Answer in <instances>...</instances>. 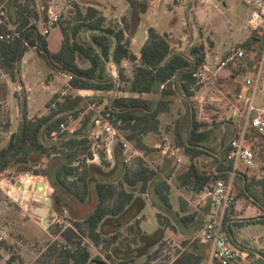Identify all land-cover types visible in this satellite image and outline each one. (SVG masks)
Masks as SVG:
<instances>
[{"label": "trees", "instance_id": "16d2710c", "mask_svg": "<svg viewBox=\"0 0 264 264\" xmlns=\"http://www.w3.org/2000/svg\"><path fill=\"white\" fill-rule=\"evenodd\" d=\"M151 1L126 0L129 13L120 22L110 20L100 8L91 3H73L55 26L60 29L62 37L60 48L56 51L50 50V34L43 35L36 25H30L33 18L39 17L37 5L41 0L11 2L19 36L13 40L0 39V69L11 81L19 82L21 60L28 49L36 47L38 57L53 72L70 74L72 80L69 82L71 90L64 96L61 93L52 95L45 112L41 114L29 118L27 102H21L23 119L18 132L12 133L6 144L0 140V175L14 169L27 173L47 157L62 156L63 162L55 172L56 184L53 185L52 196L57 215H62L63 208H69L68 200L60 194L57 184L81 203L90 200L93 191L96 193V205L92 213L72 220L71 226L57 227L55 230L48 228L54 240L45 244L31 264H96L92 256V245L97 248L103 246L107 250L106 258L112 264H138V258L127 252L130 247L125 242L129 237H134L132 242L135 244L140 242L138 246L141 243L143 247L157 246L154 250L157 257L163 245L161 232L154 235L142 233L139 220L128 224L125 232L116 231L111 235H105L101 228L108 219L131 215L135 219L137 214L133 216L132 209L136 206L142 209L145 205L136 194L146 193L149 184L153 182L155 193L164 210L172 209V187L165 179L157 181V169L151 167L143 158H136L130 164H126L123 159L122 174L118 182L103 180V177L112 172H105L111 164L106 160L104 152H100V164L89 162L93 159L89 134L96 111H87V107L95 105L98 99L75 95L73 91L117 90L137 95L116 97L111 106L104 110L110 109L115 113L121 122V133L135 147L146 153L150 150L146 137L153 135L155 139L161 132L160 117L172 111L173 99L178 97L186 112L173 125H167L165 132L172 138L173 146L187 157L189 166L175 177V182L180 188L189 190L192 193L191 200L195 202L210 183L217 180L227 182L231 177L233 169L226 160L227 149L218 158H214L212 169L201 164V158L209 156L208 152L211 150L206 143L215 133L213 127L219 125L199 121L197 106L193 101L192 88L195 79L192 75L205 60V44L193 45L188 52H175L168 42V35L160 34L154 27H149L147 39L140 49L139 60L131 49V39L143 15L150 8ZM8 32L6 26L0 27V35ZM261 44L262 36L254 34L242 47L251 51ZM208 45L213 47L211 41ZM124 61L138 62L131 76L125 73ZM111 64L117 68V79L108 71ZM144 94H156L157 99L155 102L143 99L141 96ZM14 95L18 97L17 93ZM69 117L79 122L73 132H62L61 126L68 123ZM8 121L6 126L9 127L10 120ZM53 133L57 134L56 139H53ZM44 173L47 171L44 170ZM34 174L39 176L40 171L34 170ZM253 186L263 188L264 179L249 180L247 173L241 171L234 175L233 188L240 203L227 211L223 226L225 234L233 244V225L264 224V218L242 220L251 208L261 202V198L252 190ZM179 208L184 215L175 224L171 223L168 216L157 214L159 225L177 231L178 226L188 227L194 223L198 213L189 212L187 202L182 198L179 199ZM171 218L174 219L173 216ZM203 221L204 219L200 228ZM199 242H181V250L167 264H199L204 261L208 247ZM122 249L126 251L121 252ZM109 251L113 252L114 257ZM262 258L264 264V254ZM19 261L20 257L12 254L5 264H18Z\"/></svg>", "mask_w": 264, "mask_h": 264}, {"label": "rangeland", "instance_id": "374dc122", "mask_svg": "<svg viewBox=\"0 0 264 264\" xmlns=\"http://www.w3.org/2000/svg\"><path fill=\"white\" fill-rule=\"evenodd\" d=\"M41 1L46 2V0ZM109 1L110 4L103 2L102 5L97 4L96 6L102 9L107 15V18L110 20H112V18L121 20L126 13V1ZM152 1L153 6L143 16L139 30L140 32H143V29H146L149 26H157L160 33L168 35V42L171 45L172 50L175 52H188L191 46L204 43L212 52L213 58L215 55H224L233 46H236L248 38V32L245 28V18L248 12V7L246 6L244 0H212L214 5L213 7L201 5V7L197 9L195 8V4L197 5L198 0ZM77 2L80 4L84 3L82 0L81 2L80 0ZM197 10L200 15L199 19H195L196 12H198ZM12 16H14L13 13ZM199 31L202 32L204 38L199 36ZM60 32L61 31L59 29H54L48 37L49 41L53 43V48L56 46L57 40L60 38ZM190 32H192L194 37L197 39H191L189 42H184V40V43H182L181 41L183 38H186ZM85 35L87 36L88 34L86 33ZM206 37H210L213 40L216 45V49L213 47L209 48V41ZM54 41H56V43H54ZM176 45H179L180 47L177 48ZM140 48V44H136L132 47V50L134 52H140ZM43 64L44 63L41 62V65H35V71L31 69V75L26 77L25 80L29 87H32V90H34L33 94L30 96L31 99H29V106H27L28 117H33L39 113L45 112L46 104L49 100V91H43L45 93L41 94L42 97H37V92H41L42 87H46L45 85L53 79V75L49 73V69L44 67ZM108 69L110 68L108 67ZM54 78L57 79V75H55ZM219 83L221 85H225L223 80L219 81ZM61 86L64 87L65 83L62 82V85H57V87ZM225 89L229 90L228 84L225 85ZM208 93V95L211 96L214 95L215 91L214 89H210ZM19 94L20 95H18V97H14V95L11 99H8L9 101H0V140L3 141V144H6L9 140L11 133L18 132L22 122L23 113L21 102L24 101V97L26 95L24 96L23 91ZM87 94L88 93H85V97H87ZM0 96H2L1 92ZM154 98H156V96H154ZM173 100L174 103L172 105V111L170 113H165L160 117L162 126L161 132L157 134L154 139V142L156 141L158 146L155 150H157L160 154L158 163L160 160H173L176 164L175 167H177L183 161V166H186L188 164V159L182 151H180L181 153L175 152L174 154H171V151H169L176 149V147L173 146L170 135L165 132V127L167 125H173L176 120L186 112V108L181 99L175 97ZM101 103H103V100L101 102L98 100V102L95 103L96 105H94V109L98 112L107 108V105L102 106ZM90 106L91 105L87 107V111H92ZM16 107H19V109L18 113L15 114ZM8 120H10L9 127L6 126V123L9 122ZM12 120H14L13 123L11 122ZM78 122L79 121L74 124V128H76ZM213 125L215 126V124ZM220 127L221 125L213 127L215 129V133L206 143L207 147L218 150L219 152L223 150V147L226 149L229 140L232 138L229 133L222 135ZM215 136L219 139L218 143L216 142L217 140ZM217 144H219V146ZM260 146L264 149V145L260 144ZM116 147L118 148L117 145ZM163 149H168V153L164 154L162 152ZM98 151L101 152L102 149H99ZM179 153L181 154L180 156L178 155ZM179 157L182 159L181 162L177 161ZM57 159L58 156L47 157L37 165L33 166L27 173H20L14 169L7 170L0 175V236H3V239L0 241V243H3L0 247H2L1 250L4 256H10L12 254L18 255L20 257L18 264H31L36 259L39 251L45 246V244L50 240H54V237L48 231L49 227H51V230H55L57 227L62 228L71 226L72 220L86 217L88 214L92 213L95 208L96 203L95 196H93V194L91 195L90 200L86 203H81L71 197L66 191L62 190L57 184L60 194L67 198L69 208H63L61 216L49 215L48 218L50 220V226L46 228L42 224V219L36 218L31 211V208L39 206V203L28 199V203L25 205L19 197L14 196L13 193H11L12 190H15L16 192L20 184L22 185L20 188L21 190H25L26 188L24 187L29 188V181L36 179L39 181H46L50 189L48 197L52 199L54 193L53 185L56 184L55 168L61 164L57 161ZM263 160L264 159L262 158L261 162H263ZM213 162V159H209L208 156L201 158V164L207 169H212ZM261 162H259L254 169L249 170L243 164H240L239 168L244 172L247 170L251 174L261 172ZM178 168L180 169L182 166ZM34 170L40 171V175L36 176L34 174ZM44 170L47 171L46 174L44 173ZM113 174H117V172L115 171ZM143 198H145L146 203L149 204L142 212V215H144L146 219L142 222L141 227L144 232L151 234L158 228L155 217V209L150 205L151 201L148 197ZM56 217L57 223H53V220ZM169 233L171 232L168 231L166 235H169ZM232 233L233 241L235 242L233 245L236 248L239 249L242 246L247 249L258 251L261 247V242L264 240V224L255 223L242 224L241 226L236 227L234 226L232 227ZM133 238L134 237H129L125 242V245L130 247V250L127 252L133 254L131 256L138 258V264L169 263L174 259L176 253L181 250L180 244L183 241L180 238L169 235V237H166L163 241L161 250L156 257L154 254V247H143L142 243L138 246L140 242L136 243V245L132 242ZM192 241H195V239ZM148 243H150V241ZM91 251L93 258H99L105 262V264H111V262L106 258L107 250L104 249L103 246L97 248L92 245ZM249 257L250 256L248 255V258L244 260L246 264H262L261 260L257 259L256 256L251 257L252 259H249Z\"/></svg>", "mask_w": 264, "mask_h": 264}, {"label": "built area", "instance_id": "2783aa9c", "mask_svg": "<svg viewBox=\"0 0 264 264\" xmlns=\"http://www.w3.org/2000/svg\"><path fill=\"white\" fill-rule=\"evenodd\" d=\"M75 1L39 2L37 5L39 17L33 18L30 25H36L43 35H49L61 16L71 9ZM206 1L209 3V0ZM244 2L249 10L245 19V28L248 32L246 39L250 40L254 34L262 36L260 47L247 51L242 47L243 42L233 46L224 55H215L212 58V52L205 44V60L192 75L195 79L192 88L193 101L197 106L198 120L209 124H226L235 132L226 148V160L233 169L232 177L240 164L247 169H254L258 164V158L264 157V149L260 146V144L264 145V0H244ZM1 26H6L9 30L8 33L0 35L1 40H13L14 37L19 36L17 25L11 20L6 4L0 5ZM176 47L180 46L176 45ZM30 52H37V48L32 47L25 54ZM23 58L21 62L24 61ZM59 75L65 84L69 85L72 76ZM221 80L225 85H229V90L219 83ZM210 89H214V95H208ZM70 90L67 87L61 95L64 96ZM73 92L75 95L85 97V90ZM90 108L96 111L94 105ZM77 121L69 117L68 123L61 126V131L73 132ZM120 125L121 122L112 110L96 111L89 134L93 153V159L89 162L98 158L99 149L110 155L114 145L119 147L126 164H130L136 158L145 159L146 152L135 147L121 133ZM56 136V133L52 134L53 139H56ZM169 151L174 154L180 152V149ZM162 152L167 154L168 149H163ZM177 161L181 162V158ZM261 169L258 179H264V161ZM232 177L227 182L217 180L210 183L193 203L206 210L202 227L195 239L208 246V255L199 264H237L248 257L246 252L236 248L229 241L223 230L227 211L240 203L233 188ZM53 223H57V217ZM2 239L3 236H0V241Z\"/></svg>", "mask_w": 264, "mask_h": 264}, {"label": "crops", "instance_id": "0c3cea01", "mask_svg": "<svg viewBox=\"0 0 264 264\" xmlns=\"http://www.w3.org/2000/svg\"><path fill=\"white\" fill-rule=\"evenodd\" d=\"M77 1L78 0H76L74 3H76ZM82 1L84 3H86V2L91 3V4L95 5V6L97 4H101L102 5L103 2H107L108 4H110L109 0H86V1L82 0ZM80 2H81V0H80ZM209 3H207L206 0H198L197 5L195 4V8L196 9L200 8L201 5H207V6H210V7L214 6L212 0H209ZM0 4H6V7H7V10L9 12V15L11 17V20L14 21L15 14H14V10H13L12 4H11V0H0ZM152 6H153V1H151V6L147 10V12L152 8ZM215 7H217V6H215ZM125 11H126V13H125V15L123 17H126L128 15V13H129V5H128L127 2H126V10ZM12 13L14 14V16H12ZM248 13H249V10H248V12L246 14V17L248 15ZM104 15L107 17V15L105 13H104ZM199 18H200V15H199V11H198V12H196L195 19H199ZM142 19H143V17H142ZM112 20H116L118 22L121 21V20H118V19H115V18L114 19L112 18ZM140 26H141V23L138 26L134 37L131 39V49L136 44H140L141 47L143 46V44L145 43V41L147 39V29L149 27H154L158 31L157 26H149L148 28L143 29V32H140V30H139ZM54 29L57 30L59 28L56 27ZM53 30L51 31V33L53 32ZM200 32L201 31H199V36L201 38H204V36L202 35V32L201 33ZM160 34H162V33H160ZM61 39H62V37H61V32H60L59 40H57V43H56V41H54V43H56V46L54 48L52 47L53 43L51 41H49V39H48L51 51H56V50H58L60 48ZM191 39H197V38L194 37L192 32H190V34H188V36L186 38H183V40L181 42L182 43H184L186 41L189 42V41H191ZM206 39L208 41H211L212 44H213V48L216 49V45L213 42V40L210 37H206ZM202 40H204V39H202ZM245 41H246V39L243 42H245ZM243 42H241V43H243ZM134 53L137 56V59L139 60L140 52H134ZM23 59H24V61H22L20 63V67H19L20 74H21V80L19 82L11 81V79L8 77V75H6L0 69V92L2 94V96H0V101H3V100L9 101L8 99H11L14 96L15 93L20 95L19 93L21 91H23L24 96L26 95L24 97V101H28L27 102V106H29V99H31L30 96L33 94L34 90H32V87H29L28 83L25 81L26 77H29L31 75L30 74L31 69L35 71V69H34L35 65H41V62L42 63H44V62L38 57L36 52H30V53L25 54ZM137 63L138 62L131 63L129 61H124L123 68L125 69V73H126L127 76H131L132 70H133V68L135 67V65ZM43 66L47 67L49 69V71H50L49 73L53 75V79H52V81L50 80L47 85H45L46 87H42V91L41 92H37V94H38L37 97L38 98L40 96L42 97L41 94L45 93L43 91H49L48 95H49V99H50L52 97V95L57 94V93H61L64 90H66L67 87H69V85L65 84L64 87L61 86L62 88L61 87H57V85H59V84L62 85V82H64V81L61 79L59 74L53 72L45 63L43 64ZM109 68L112 69V70L108 69V71L111 73V75L115 79H117L118 78V71H117L116 66L111 64V65H109ZM55 75H57V77H58L57 79L54 78ZM85 93H88L87 97H89V98H97L100 102L103 100V103H101V105L102 106L107 105V107L111 106L113 99H115L116 97H137V95H133V94H130L128 92H121V91H117V90L110 91V92L85 90ZM154 96H156V98H154ZM141 97L143 99H146V100H152L153 102H155L156 99H157V95L156 94H144ZM18 109H19V107H16L15 114L18 113ZM39 114H41V113H39ZM29 118H31V117H29ZM11 122L13 123L14 120H12ZM220 132L222 133V135H224L226 133H229L232 137H234V135H235V132H234L233 128L231 126H229V125H226V124H224V125L221 124ZM153 138H154L153 135H148L146 137V141L148 142V146L150 147V150L145 154V160L148 161V163L150 164L151 167L157 169V172H158L157 181L165 179L168 182V184L172 187V193H171L172 209L170 211H165L164 210L162 204L160 203V201H159V199L157 197V194L155 193V182H153V183L149 184L146 193H137L136 194L137 197H140L145 202V205H144V207L142 209H139L137 206L132 209L133 216L135 214H137V217L135 219L132 217V215L129 216V217L127 216L125 218L108 219L105 222H103L101 230H102V232L105 235H111L112 233H114L116 231L125 232L127 227L129 225L133 224V222L137 219V220L140 221L139 227H140L142 233H144V234L154 235L156 232L160 231L161 232L160 235L162 236V241H164L166 237H169V235H173L174 237L180 238L183 241H186V240L192 241L193 239H195V237L197 236V234L199 232V228H200V225L202 223V220L204 219V217L206 215V210L204 208H201V207L199 208L197 205H194L193 204L194 202H192V200H191L192 193L189 190H187V189L180 188L177 185V183L175 182V177L178 174H180V173H182V172L187 170V168L189 166V160H188V164L186 166H183V164H182L183 161L181 159V161H182L181 164L182 165L180 164L177 167H175L176 164H175V162L173 160H162V161L160 160V162L158 163V158H160V156H159L160 154H159V152L157 150H155V149H157V142L156 141L154 142ZM216 140H217L216 142L218 143L219 139L217 137H216ZM220 144H221V142H220ZM217 145L219 146V144H217ZM224 149L225 148L223 147V150ZM223 150H221L219 152L218 150L211 149L208 152L209 153L208 158L209 159H213V160L216 157L218 158L219 155L223 152ZM180 153L178 154L179 156L181 155ZM104 154L106 156V160L108 162L111 161L110 167L108 169H105V171H112V172L110 173L111 175L107 174L108 176L103 177V180H106V181H109V182H114V183L118 182L120 180L121 174H122L121 173L122 172V160H123L122 153H121L119 147L117 148L116 145H114L110 155H108L106 152H104ZM261 159H262V157L260 156L258 158V164H259V162H261ZM263 159H264V157H263ZM57 161L59 163H62L63 162L62 156H58ZM92 163L100 164V152H99L98 158L96 160L92 161ZM262 164H263V162H261V165ZM155 165H157V166H155ZM59 166L55 168V172L57 171ZM114 166L116 167L115 169H114ZM181 166H182V168L179 169L178 167H181ZM115 171L117 172V174H113ZM238 171L244 172V171L240 170V168L238 167V169L234 172L233 177H232V173H231V177H232L233 180H234V175H236ZM245 172L247 173V175L249 177V180L258 179L259 176L261 175V172H256V173H252V174L249 173V171H247V170ZM25 188H26L25 190H27V187H25ZM18 189L19 188H17V190ZM11 190H12V188H11ZM252 190L254 191L255 194H257L261 198V202L256 204V206H254L253 208H251L249 210V212L246 214V216L242 219L244 221H248V220L256 219V218H261V219L264 218V187L262 188V187H258V186H253ZM49 192H50V189H49ZM92 194H93V196H95V203H96V193H95V191H94V193L92 192ZM143 197H148L150 199V201H151L150 205L155 209V217H156L157 214L166 215V216H168L171 219L170 221L173 224H175L174 223L175 221L177 222V220H178V218L180 216L184 215V213H180V208H179V199L180 198L184 199L187 202V209L189 210V212H193V211L197 212L198 213V217L194 221V223H192L188 227H179V226L176 227L177 231H173L171 229L161 227L159 225L158 221H157L158 228H157V230L154 233L150 234V233L144 232L142 230L141 226H142V222L146 219V217L144 215H142V212L144 211L145 207L149 203L147 204L146 201H145V198H143ZM170 216L171 217L173 216L174 219H172ZM36 218L40 219L38 216H36ZM156 220H157V217H156ZM234 226L235 225H233L232 227H234ZM168 231L171 232V233H169V235H166V233ZM199 243H201V242H199ZM261 243H262L261 247H260V249L258 251L247 249V248H244L242 246L240 248H241V250L243 252H246L247 255L250 256L249 259H252L251 257L256 256V258L260 259L261 263L263 264L262 254H264V240ZM204 245H206V244H204ZM155 247L157 248V246H155ZM155 247H154V249H156ZM124 251H126V250H124V249L121 250V252H124ZM108 253L111 254L114 257L113 252L109 251ZM0 255H1L0 264H5L9 255L8 256H4L3 253H2V250H0ZM207 255H208V250H207ZM237 264H246V262L244 260H242V261L238 262Z\"/></svg>", "mask_w": 264, "mask_h": 264}, {"label": "bare ground", "instance_id": "6f19581e", "mask_svg": "<svg viewBox=\"0 0 264 264\" xmlns=\"http://www.w3.org/2000/svg\"><path fill=\"white\" fill-rule=\"evenodd\" d=\"M28 186L29 188H27V190H21L20 188L22 187V185L20 184L19 189L16 190V192L15 190L11 191L14 196H16L17 194L20 195L19 198L22 200L23 204L27 205L28 199H32L34 197H36V199L48 197L49 186L46 181H39L34 179L29 181Z\"/></svg>", "mask_w": 264, "mask_h": 264}, {"label": "water", "instance_id": "95a60500", "mask_svg": "<svg viewBox=\"0 0 264 264\" xmlns=\"http://www.w3.org/2000/svg\"><path fill=\"white\" fill-rule=\"evenodd\" d=\"M16 196L19 197L20 195L17 194ZM31 200L38 202L40 205V206H37L35 208L34 207L31 208L32 213L35 216H38L39 218H41L43 225L46 228H48L50 226V220L48 218L49 215H52V216L57 215V213L54 211V208H53L52 199L50 197L38 198V199H36V197H34ZM94 262L96 264H105V262H103L99 258H94Z\"/></svg>", "mask_w": 264, "mask_h": 264}]
</instances>
